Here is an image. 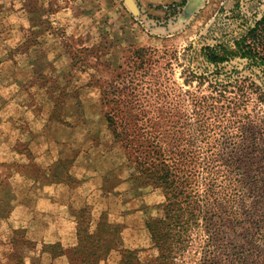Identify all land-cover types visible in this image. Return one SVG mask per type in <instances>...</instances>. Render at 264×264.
I'll return each mask as SVG.
<instances>
[{
	"label": "rangeland",
	"instance_id": "rangeland-1",
	"mask_svg": "<svg viewBox=\"0 0 264 264\" xmlns=\"http://www.w3.org/2000/svg\"><path fill=\"white\" fill-rule=\"evenodd\" d=\"M263 16L264 0H0V264H77L70 254L82 242L96 253L88 264H129L134 251L142 262H156L161 253L147 223L163 217L165 197L133 178L127 152L107 123L103 91L119 82L132 91L138 80L115 83L119 67L147 51L149 75L136 91L153 95L152 105L160 96L178 119L186 92H208L184 85L186 61L174 60L169 69L167 59L182 57L190 45L191 60L206 46L232 45ZM191 66L199 72L207 67L202 60ZM221 73L264 89V74L241 59ZM155 115L145 107L139 112L145 136ZM210 125L208 145H196L229 155L234 138L225 124ZM162 130L173 149L175 131L170 124ZM185 140L184 134L181 148L189 151ZM256 166L264 172L262 154ZM237 168L217 170L208 203L213 222L229 219L231 228L221 235L229 243L236 241L234 227L248 236L256 215L264 218V173ZM217 200L225 211H217ZM200 224L178 264L227 258L221 244L207 246L212 235Z\"/></svg>",
	"mask_w": 264,
	"mask_h": 264
},
{
	"label": "trees",
	"instance_id": "trees-1",
	"mask_svg": "<svg viewBox=\"0 0 264 264\" xmlns=\"http://www.w3.org/2000/svg\"><path fill=\"white\" fill-rule=\"evenodd\" d=\"M191 50L192 45L184 49L182 57L175 54L168 58L167 65L171 69L174 60L186 61L188 66H182L184 85L193 87L196 84L198 91H207L208 94L198 96L186 92L178 119H172L175 118L172 109L161 105L160 96L152 105L151 100H155L153 95L144 94L142 87L136 91L137 87L146 83L150 71L146 65L152 61L144 50L135 52L126 67L120 66L115 79V83L121 80L124 83L127 78L131 83L138 80L137 86L132 91L127 88L121 90L119 82L118 85H108L102 94L103 100L110 105L106 114L107 123L114 141L121 143L127 152L134 168L133 178L160 190L165 197L161 205L163 217L147 223L151 239L161 253L160 258L156 262H142L134 251L130 252L126 262L178 264V257L186 252L193 236L199 234V228L203 227L200 222L203 221L205 230L212 235L207 246L221 244L228 253L222 262L213 264H264V218L256 215L259 219L251 221L252 227L245 231L248 236L244 235L242 227H234L232 232L236 241L229 243L228 237L221 238L223 230L231 228L229 219L215 223L211 212H208V203L212 202L217 187L218 169L224 167L228 173H233L235 167L241 170L249 166L248 170H254V175L264 173L261 168H256L258 155L264 156V89L254 81L248 83V79L239 84V78L219 77L225 64L234 59H241L247 62L249 68L264 74V16L232 45L220 43L206 46L196 52L198 59L195 60L186 55ZM201 60L207 67L199 72L200 67L192 68L191 65ZM133 68L134 74H131ZM137 71L142 74L140 78ZM142 96L145 106L139 102ZM249 105H253L251 110ZM144 107L149 109V113L156 114L153 121H147L150 130L146 136V124L139 117V112L144 113ZM210 123L225 124L223 129H228L230 133L227 135L234 138L229 155L217 153V146L206 152L203 146L196 145L198 141L208 145L207 135L212 132ZM164 124H170L178 139L173 149H169V136L162 130ZM184 134L188 137L184 145L191 147L189 151L181 148ZM194 148L197 149L194 151ZM190 162L195 164L194 168H188ZM241 176L243 178V174ZM196 179L201 180L200 185L196 184ZM203 187L205 190L202 193ZM259 189L264 191V186ZM217 211H225L224 203L219 200ZM94 256L93 248L85 246L84 242L73 248L70 254L77 264H88L89 258ZM202 264L212 263L206 259Z\"/></svg>",
	"mask_w": 264,
	"mask_h": 264
}]
</instances>
